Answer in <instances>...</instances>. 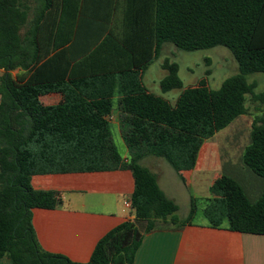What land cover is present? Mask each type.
<instances>
[{"label":"trees","instance_id":"trees-1","mask_svg":"<svg viewBox=\"0 0 264 264\" xmlns=\"http://www.w3.org/2000/svg\"><path fill=\"white\" fill-rule=\"evenodd\" d=\"M136 1L111 4L109 36L103 41L97 38L89 47L95 48L90 59L100 51L108 52V57L104 63L95 60L81 81L121 82L120 119L128 124L125 135L134 152L133 207L149 199L159 201V211L175 207L160 189L156 174L141 164L145 156L164 158L178 173L194 169L203 143L246 115L248 97L253 96L262 108L242 162L261 179L258 199L250 198L255 191L247 189L241 171H226L212 186L203 215L213 228L227 223L230 231L264 236V93L256 94V84L248 82L250 75L264 74V0ZM56 9L69 20L71 9L84 15L85 4L0 0V69L5 71L0 77V259L13 264H134L145 235L190 223L198 210L194 199L184 222L138 217L122 223L99 241L88 263L44 251L34 229V209L54 210L63 200L59 193L34 190L31 178L83 167L77 165L76 156L108 150L114 141L108 119L114 99H90L76 89L79 102L40 101L41 90L64 84L67 78H81L73 76L72 61L56 60L57 50L72 42L71 36L55 37ZM28 23L31 27L23 36ZM168 43L187 52L225 47L239 71L218 90L203 79L183 90L172 104L142 85L144 74ZM18 68L27 74L14 77L11 72ZM162 68L167 71L161 81L163 94L183 89L179 65L165 59ZM61 154L73 161L72 166L60 163ZM93 161L86 168H100Z\"/></svg>","mask_w":264,"mask_h":264},{"label":"crops","instance_id":"crops-1","mask_svg":"<svg viewBox=\"0 0 264 264\" xmlns=\"http://www.w3.org/2000/svg\"><path fill=\"white\" fill-rule=\"evenodd\" d=\"M65 1L70 6L76 3L85 4V13L77 15L71 9V18L64 20L58 14V9L55 10V37L66 39L71 36L72 39L71 43L57 50L55 57L57 62L72 61L73 76L81 78H67L64 84L41 90L40 101L44 105L79 102L82 98L76 89L82 90L90 99H114L115 108L108 119L113 135L120 137L124 150L119 149L113 141L108 145V150L76 156L77 165L83 167L62 169L31 178L34 190L59 193L63 200V205L54 210L33 211V225L42 249L65 256L75 263H88L99 241L122 223L138 217L155 219L158 222H184L190 215L194 199L198 210L190 223L180 228H159L145 235L134 264H264V236L230 231L227 223L221 228H213L203 215L208 204L205 201L212 198V186L226 172L224 161L217 149L205 151L202 147L196 167L179 173L164 158L145 156L141 164L156 174L160 189L175 207L168 206L159 211L162 205L154 199L146 200L137 208L133 207L135 178L130 163L134 152L125 135L128 124L120 119L118 100L123 96L121 82L118 78L81 81L88 75V69L93 67L95 60L104 63L105 57H108V52L100 51L96 57L90 59L89 56L95 48L91 50L93 48L89 47L97 38L102 37L103 41L109 36L111 4H134L137 1ZM59 2L63 0H57ZM30 19L32 21L33 15ZM30 24L22 29L23 36L29 31ZM73 42L75 46H72ZM165 46L163 51L168 48ZM159 60L160 58L155 60L145 74ZM163 61L162 59L160 63L161 68ZM27 72L18 68L11 74L21 77ZM4 74L5 71L0 69V77ZM144 77L142 85L152 91ZM93 160L100 168H86ZM60 163L72 166L73 161L61 154ZM127 201L132 203L131 208L125 206ZM182 209L187 216H179ZM198 215L204 219L195 222ZM0 264L13 263L10 259L3 258L0 259Z\"/></svg>","mask_w":264,"mask_h":264},{"label":"rangeland","instance_id":"rangeland-1","mask_svg":"<svg viewBox=\"0 0 264 264\" xmlns=\"http://www.w3.org/2000/svg\"><path fill=\"white\" fill-rule=\"evenodd\" d=\"M166 45L165 47L168 48L162 52L159 63H154L147 74H145L144 80L154 94L163 96L172 104L176 103L183 90L198 85L203 79L207 81V85L211 89L218 90L225 80L236 75L239 71L236 59L231 51L225 47L187 52L176 48L173 44L168 43ZM162 59H169L171 62L179 65V76L183 82V89L163 94L160 82L167 71L165 72L160 66ZM208 71L210 74H207ZM248 82L256 84V94L264 93V74L250 75ZM247 106L248 113L246 115L238 118L229 127L216 134L214 138L204 142L201 148L203 147L205 151L217 149L224 161L226 171L232 174L236 173V171H241L244 175L241 176V179L244 180L243 182L247 189L249 188L250 192L255 191L253 194L251 193L252 196L250 195V198L255 201L258 199L260 191V184L257 181L259 182L261 179L244 167L242 155L245 148L250 144L252 127L256 117L261 114L259 109L262 108V104L259 101H255L253 96H249ZM119 138L117 135H114V143L123 151L124 147L120 143ZM178 214L179 216H187L184 209ZM202 219L204 218L198 215L195 218V222H200Z\"/></svg>","mask_w":264,"mask_h":264},{"label":"built area","instance_id":"built-area-1","mask_svg":"<svg viewBox=\"0 0 264 264\" xmlns=\"http://www.w3.org/2000/svg\"><path fill=\"white\" fill-rule=\"evenodd\" d=\"M125 206H126L127 208H131L132 203L127 201V202L125 203Z\"/></svg>","mask_w":264,"mask_h":264}]
</instances>
